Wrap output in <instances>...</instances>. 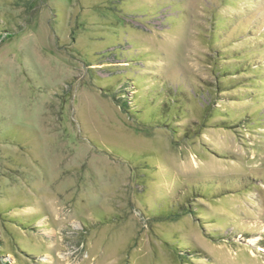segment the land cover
<instances>
[{
  "label": "rangeland",
  "instance_id": "obj_1",
  "mask_svg": "<svg viewBox=\"0 0 264 264\" xmlns=\"http://www.w3.org/2000/svg\"><path fill=\"white\" fill-rule=\"evenodd\" d=\"M0 264H264V0H0Z\"/></svg>",
  "mask_w": 264,
  "mask_h": 264
},
{
  "label": "trees",
  "instance_id": "obj_2",
  "mask_svg": "<svg viewBox=\"0 0 264 264\" xmlns=\"http://www.w3.org/2000/svg\"><path fill=\"white\" fill-rule=\"evenodd\" d=\"M224 70H226V69H225V68H218V71H220L221 73H223ZM237 71L239 72V71H241V69H240V70L237 69ZM166 88H167V87H166ZM167 90L170 91V93L166 94V93H165V88H164L162 91H160V90H158V89H155V90H149L148 92H146L145 97H144V104H145V105H147L149 101H150L149 103H152V104H154L155 101H159V104H160V105H165L166 108H167V111H164V112H165V118H167L168 114H170L169 112H173V114H177V112H179V110L182 108V103L180 102V103H178V104L176 105V107H177L178 109L173 110V111L170 110L169 103H171L170 100H171V98L174 97V95L171 94L172 89H171L170 87H168ZM168 91H167V92H168ZM172 93H173V91H172ZM152 96H153V97H152ZM137 97H138V96L136 95L134 98L137 99ZM138 98H139V97H138ZM124 104H125L127 107H129L127 101H125ZM150 105H151V104H150ZM149 107H150V106H149ZM129 108H130V107H129ZM151 111H152V114L155 113V110L152 109ZM184 205H186V203H184ZM187 208H189V207H187ZM190 212H191V211H190ZM191 213H192V212H191ZM193 213H194V212H193Z\"/></svg>",
  "mask_w": 264,
  "mask_h": 264
}]
</instances>
